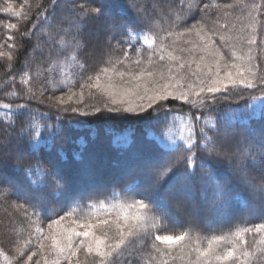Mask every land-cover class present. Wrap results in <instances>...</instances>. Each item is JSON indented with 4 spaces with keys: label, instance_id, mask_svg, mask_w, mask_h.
Masks as SVG:
<instances>
[{
    "label": "snow or ice",
    "instance_id": "6c2138e0",
    "mask_svg": "<svg viewBox=\"0 0 264 264\" xmlns=\"http://www.w3.org/2000/svg\"><path fill=\"white\" fill-rule=\"evenodd\" d=\"M221 7L241 10L227 33L205 23L208 10ZM127 9L134 19L127 18V10L113 14L107 0H50L47 5L36 0L34 7L28 0L19 7L11 0L0 4V13L21 21L35 12L19 40L12 34L19 31L18 23L3 25L7 51H0L7 61L2 83L14 86L19 75L23 86L6 93L14 104L0 103L6 110L0 112V168L11 164L23 176L21 181L0 174V202L11 201L35 225L27 239L17 235L13 240L15 251L25 258L22 264H134L145 246L144 264H264V222L223 229L238 207L258 210L264 217V123L253 126L251 103L260 101L264 122V72L254 63L253 48L258 35L264 45V33H258L264 29V0L205 3L202 8L197 0L187 6L180 0L167 11L128 0ZM197 11L200 19L189 26ZM161 23L168 27L161 28ZM213 23L228 28L219 18ZM89 25L98 27L95 39L85 31ZM193 34L196 39H191ZM33 37L35 43L23 51L25 39ZM217 38L227 44L230 58L216 46ZM141 41L148 46L146 60L139 47L130 54ZM181 41L190 47H178ZM97 57L102 66L86 72V58ZM67 68L79 69V80L69 78ZM239 89L249 90V102L239 109L225 107L221 114L219 105L244 98ZM85 90L89 97H103V109L85 104ZM170 99L189 105V113L173 114ZM46 100L44 111L32 106ZM102 110L146 115L151 139L142 141L119 179L108 186L91 179L89 142L79 137V149L72 155L78 174L90 179L69 184L68 157L48 151L57 138L70 135L72 126L62 123L64 114L87 116ZM122 139L126 149L134 143L131 137ZM119 141L114 143L119 146ZM222 162L231 176L215 174L213 164ZM124 180L128 183L122 184ZM194 208L197 215L203 213V224L185 226L180 217L190 216ZM41 219H48L46 229ZM246 234L259 237L251 247Z\"/></svg>",
    "mask_w": 264,
    "mask_h": 264
},
{
    "label": "trees",
    "instance_id": "16d2710c",
    "mask_svg": "<svg viewBox=\"0 0 264 264\" xmlns=\"http://www.w3.org/2000/svg\"><path fill=\"white\" fill-rule=\"evenodd\" d=\"M140 0H138L139 2ZM143 2H145L144 5H147V2H153L156 3V7L157 9H161L159 6V4L157 3L158 0H141ZM227 0H197V2L199 3V6L202 8L203 4L205 3H216L219 5H224V4H228L231 0H229L228 2H226ZM11 2L16 6L19 7L21 4L25 3V0H11ZM50 2V0H42L43 5H47ZM191 0H184L185 6H187V3H190ZM256 2H260V0H256ZM3 3V0H0V4ZM107 3L110 6V9L112 11L113 14H124L127 10V18H128V14L130 12L129 9H127V4H128V0L122 2V3H118L117 0H115V2L113 0H108ZM232 3H236V0L232 1ZM28 4L32 5L33 7L36 4V0H28ZM119 4V5H118ZM143 4V3H142ZM180 5V0H174L171 4H167L165 7H178ZM164 9V7L162 8ZM216 13L218 15L219 18V22L220 23H227L228 24V28H219L218 24H210L208 29H215L217 32H225L227 33L229 31V27L230 25H232V21L235 19L236 15H239L241 10L239 7H234L232 9H226V8H211L208 10L207 16L210 15L211 13L213 15H215L214 13ZM228 12L229 13V17L227 20H225L224 18V13ZM201 17V13L199 11L196 12L195 16L192 17L191 19H189L187 21L188 25H191L192 23L196 22L197 19H200ZM212 18V17H211ZM217 18V17H216ZM35 19V12H33L32 14V18L28 21H22L20 28H19V33L22 31H27L28 28L31 27L32 24V20ZM128 19H134V17L128 18ZM217 20V19H216ZM16 21H21L18 18L15 17H9L5 14L0 13V45L2 43V39H4L5 36V31H7V29L4 28V24L7 22H16ZM211 22V21H210ZM161 28H163L161 26ZM19 33H17V40H19ZM258 33H264V29H258ZM235 31L232 32V35H235ZM16 35V33H15ZM42 39H44V37H42ZM121 42H123L124 37H121ZM220 43L219 39L217 38L215 40V44L217 45V43ZM35 43V37H33L32 39H25L24 41V50L23 51H27L31 48L32 44ZM113 43H115V41H113ZM159 43V41H157V44ZM222 45H227V44H222ZM125 47H128V45H124ZM246 46V45H245ZM141 48V51L143 53L148 52V46L144 45L141 42H137L133 45V47L130 49V54L131 55H135V48ZM254 49H256V53L254 54L256 56V63L258 65L259 71L264 72V66L260 60V55H261V49H262V45L260 44V36L258 35V43L257 45L254 47ZM0 51H1V47H0ZM5 51V50H3ZM230 52V49L227 53ZM264 56V55H263ZM23 59V55L21 54V60ZM87 59V64H86V72H94L92 71V67L89 64L90 62H88L89 60L93 62V58H86ZM6 66H7V61L4 58H0V103H15L16 101L10 99L6 93L10 92L13 90V87H15L16 90H21L22 89V85L19 84V75H17V82L16 84L13 86L11 84H3L2 82L4 80L7 79V76L3 75L6 71ZM16 67L19 68L20 67V63L17 62ZM66 73L67 76L69 78L76 76V79L79 80V69H72V68H67L66 69ZM69 82L72 83V80L69 79ZM67 89H65L66 91ZM76 90H79V85L78 83L76 84ZM61 94L60 92H57L56 94ZM256 95H260L259 92L255 93ZM235 99V103H231L229 105H224L221 104L218 106V110L221 114H223V110L225 107H229L231 109H239L241 108L243 105H245L246 103L249 102V94H245L244 98L241 99L239 96L238 97H234ZM49 103V102H48ZM40 104V105H36L33 104V107H38L40 108L41 111L46 110L47 104ZM253 109H254V114L252 116V124L254 127L259 128L261 126V123H264L260 120V116H261V109H260V101L256 100V101H251ZM170 107V106H169ZM172 109L173 114H177L180 112H183L185 114L189 113V108L190 106H185V107H170ZM6 111L4 109H0V112ZM249 111H252L251 109ZM64 119L62 121V123L67 127L69 124H71L72 128H71V132L70 135H72V133L76 134V140L79 137H83L85 140H87L89 142V153H88V157L89 155H95L97 151H99L98 153L100 154V159L101 161H106V164H108V169L109 171H114L116 170V168L118 169V162L116 161H110L109 160V156L110 155H114L115 157H117L120 160H124V159H128L131 154L138 150L141 147H138L140 143H142L143 140L145 139H151V137L148 136V124H149V120L147 118V116H135V115H131V114H113V113H107L106 111H101L98 114L95 115H87V116H81L78 114H73L71 112L65 113L64 114ZM52 121L55 122V114L52 115L51 117ZM3 126V120L0 119V127ZM77 126V127H75ZM137 130V131H136ZM85 132V133H84ZM93 136H95V139H93ZM123 137H131V139L134 141V143L131 145L130 148H124L123 147ZM118 138H120L119 141V146L114 143V141H116ZM61 138H57L56 142L53 144V146L51 147V149H49L48 151H50L53 154L59 155L60 153H64L67 157L68 160L66 162V168L68 169L67 173L68 176H70V172H72V175L77 176L78 173V162L74 160L73 158V152L78 151L79 149V145L78 144H74V143H69L68 146H65L61 143ZM104 144H106V146H104ZM123 164H122V163ZM120 163L122 164V166H120L119 164V170L122 169L123 165L125 164L126 161H121ZM227 165V164H224ZM98 168V167H97ZM0 174L4 175V176H8V177H17L18 178H22L21 180H23V176L21 173H18L16 171H14V169L12 168L11 164H9L6 167L0 168ZM216 174V173H215ZM218 177L220 178H224V176H219L218 174H216ZM97 180H102L101 179H97ZM103 181V180H102ZM81 183V182H80ZM98 183V182H97ZM112 183H114L113 181L111 183L108 182H103L100 183L102 185H108L110 186ZM124 183H128V181L123 182ZM8 203V202H6ZM0 204L1 211H4L3 213H1L0 215V253H3V255H0V264H20V261L22 262L21 258L19 257L18 253L16 251H14L13 254L10 253V251L15 250L16 245L13 243V236L14 233L13 232H9L10 228L9 226L11 225H15V223H17V220H19L18 216H17V212H15L14 210H12V208L10 207V204ZM259 207V206H258ZM31 211V210H30ZM257 216L254 215V211H248V210H243V209H237L235 216L233 218V220H230L229 223H227L228 225H226V228H224V230H227L228 228L232 227L233 225H235L236 223H248L250 226L254 225L256 223H261L264 222V217H262L261 213L257 210L255 211ZM22 213V212H20ZM34 217V216H33ZM32 217V219H33ZM27 221L29 222L28 218ZM30 223V222H29ZM21 229L23 231H30V229H28L27 224L26 223H22ZM33 226V225H32ZM34 227V226H33ZM21 235V234H20ZM255 235V234H254ZM257 236V235H256ZM43 261H41L42 263ZM177 264H182V262L180 260H177Z\"/></svg>",
    "mask_w": 264,
    "mask_h": 264
},
{
    "label": "rangeland",
    "instance_id": "374dc122",
    "mask_svg": "<svg viewBox=\"0 0 264 264\" xmlns=\"http://www.w3.org/2000/svg\"><path fill=\"white\" fill-rule=\"evenodd\" d=\"M108 1V0H107ZM114 2H115V0H113ZM118 1V3H122V2H124V1H126V0H117ZM149 1V0H148ZM174 0H158L157 1V3L159 4V6L158 7H160V8H163L164 7V10L165 11H167V9L169 8H167V7H165L167 4H171L172 2H173ZM229 0H227L226 2H228ZM232 1H234V0H231L228 4H233V5H235L234 3H232ZM139 3H143V4H145V2H143V1H139ZM156 3H153V2H147V7L149 8V9H152L153 8V6H155L156 7V5H155ZM119 5V4H118ZM157 8V7H156ZM216 13H218V12H215L214 14L215 15H213L212 13L210 14V15H208L207 17H206V19H205V23H206V25H207V28H209V26H210V24H212L213 23V21H216V19L218 18V15L216 14ZM131 17H134V16H132V14H131V11L129 12V14H128V18H131ZM212 17V18H211ZM217 17V18H216ZM197 20H199V19H197ZM211 21V22H210ZM234 21V20H233ZM232 21V22H233ZM15 23H18L19 24V28H20V25H21V23H22V21H16ZM195 23V22H194ZM210 23V24H209ZM161 26L164 28V29H166L167 27H168V25L166 24V23H161ZM190 26V25H189ZM231 26L232 25H230V27H229V29L231 28ZM239 24H237V29L239 28ZM8 31V30H7ZM7 31H5V33L7 32ZM20 31V30H19ZM19 31H17V30H12V34L15 36V37H17V33H19ZM85 31H86V33L88 34V36L90 37V38H92V39H95L96 38V36H97V34H98V27H97V25H89L86 29H85ZM15 33H16V35H15ZM191 39H196V37H195V35L193 34V36L191 37ZM3 41H2V43H1V45H3V47H1V51H3V50H5V51H7V48H6V42H5V40L4 39H2ZM165 43H168V44H170L171 43V41H166ZM217 47H219L221 50H222V52L227 56V57H229L230 58V52L229 53H227L228 51H229V48H228V46L227 45H222L221 43H217V45H216ZM178 47H190V45H185V44H183L182 43V41L181 42H179L178 43ZM255 47V46H254ZM262 48H264V45H262ZM256 53V49H254V54ZM118 55H119V53H117ZM177 55H181L182 57H186L187 56V54L186 53H181V52H177L176 53ZM264 51H261V55H260V60H261V62H262V64H263V66H264ZM143 59L144 60H146L147 59V54L145 53V55H144V57H143ZM157 61H158V57H156L155 58ZM88 62H90L89 64L91 65V67H92V71H97L98 69H99V67L100 66H102V64H101V61H100V59L97 57V58H93V62L92 61H88ZM254 62H256V60L254 61ZM143 66V65H142ZM156 65H154L153 67H155ZM118 67H120L121 69H124V66L123 65H119ZM131 68H132V70L133 71H136L137 70V66L136 65H131ZM124 70H126V69H124ZM184 71H186V69L184 70ZM94 91V90H93ZM239 91L240 92H243V94L245 95V94H249V90H245V89H239ZM57 95H60L59 93L57 94ZM236 97H238V96H236ZM45 103H48V101L46 100L45 101ZM103 103H104V100H103V97H101L100 95H95V98H92V97H89L88 96V92H87V90H85V104H87V105H96V106H99V107H101L102 109H103ZM167 104H168V106H170V107H173V106H175V107H185V106H189V105H184V104H182L180 101H175V100H169V101H167ZM70 106H79V105H70ZM82 107V106H81ZM149 111H151V110H149ZM76 115V114H75ZM75 127H77V126H75ZM137 131V130H136ZM85 133V132H84ZM76 134L75 133H72V135H69V136H67V137H64V138H61L60 140H61V143L63 144V145H65V146H68V144L69 143H74V144H78L77 143V140H76ZM104 146H106V144H104ZM69 147V146H68ZM138 147H142V143H140L139 144V146ZM99 151H97L96 152V154L95 155H89V164H90V170H91V179H93V180H95L96 182H98V183H103V182H108V183H111L112 181L113 182H115V181H117L118 179H119V177H120V173H121V170H119V164H120V166H122V162L121 161H127L128 159H124V160H120V159H118L117 157H115L114 155H110L109 156V160L110 161H116V162H118V169L116 168V170H114V171H109V169H108V164H106V161H101V159H100V154L98 153ZM122 164H121V163ZM224 164H227L226 162H222V163H220V164H213V169H214V171H215V173L216 174H218L219 176H224V177H229V176H231L232 175V172H231V169H229V167H228V165H224ZM98 167V168H97ZM68 169L66 168V173L68 172L67 171ZM71 174H70V176H68V174H66V178H67V180H68V182H69V184H73V183H77V182H81V183H88L89 182V177H82V176H80L78 173H77V176H74V175H72V172H70ZM13 179H17V177H12ZM102 178V180H97V179H101ZM22 179V178H21ZM20 178H18L17 180H21ZM22 181V180H21ZM127 182V180H124V181H122V183L123 182ZM4 203H6V202H0V204H4ZM11 201L10 202H8V203H6V204H10L11 205ZM3 207V206H2ZM1 206H0V215H1V213H3L4 211H1V208H2ZM11 207V206H10ZM257 208H258V206H256ZM12 208V210H14L15 212H17V216H18V218H19V220H17V223H15V225H11V226H9V228H10V230H9V232L11 231V232H13L14 233V236H13V238L12 239H15L16 237H17V235H19V237H22L23 239H27L28 238V236H29V234L30 233H34V229H35V225H31L30 226V223L27 221V217L25 216V214H24V212H23V210H17V209H14L13 207H11ZM20 212H22V213H20ZM60 214H63V213H60ZM254 215L255 216H257V214H256V212L254 211ZM203 216V213H199V215H197V210L194 208V210L192 211V213L190 214V216H184V215H182L181 217H180V219H181V222H182V224H184L185 226L189 223V222H191L193 225H202L203 224V220L201 219V217ZM35 219H37V217H33V220H35ZM233 220V219H232ZM40 225H41V227H43V228H47V223L49 222L48 221V219H41L40 221ZM22 223H26L27 224V227H28V229H30V231H23L22 229H21V227L20 226H22L21 224ZM227 223H229V221L228 222H225L224 223V225H223V229L224 228H226V225H228ZM22 227H24V226H22ZM21 234V235H20ZM259 237L258 236H256V235H254V234H252V235H247L246 234V236H245V239H246V241H247V246L248 247H251L252 246V244L255 242V240L256 239H258ZM35 243V241H33V244ZM14 251L15 250H12V251H10V253L11 254H13L14 253ZM146 251H148V249H147V247L145 246L143 249H140V250H138L137 251V254L135 255V257H134V264H144V261L141 259V256H142V253L143 252H146ZM21 258V260H22V262H23V260L25 259L24 257H20ZM34 260L35 259H37V257H34L33 258ZM81 259H83V257H81ZM22 262L20 261V264H22ZM41 264H43V262L41 263ZM172 264H177V260H175L174 262H172Z\"/></svg>",
    "mask_w": 264,
    "mask_h": 264
}]
</instances>
